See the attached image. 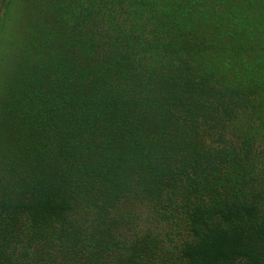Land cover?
Listing matches in <instances>:
<instances>
[{
    "label": "trees",
    "instance_id": "16d2710c",
    "mask_svg": "<svg viewBox=\"0 0 264 264\" xmlns=\"http://www.w3.org/2000/svg\"><path fill=\"white\" fill-rule=\"evenodd\" d=\"M0 264H264V0H0Z\"/></svg>",
    "mask_w": 264,
    "mask_h": 264
}]
</instances>
